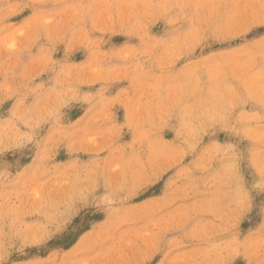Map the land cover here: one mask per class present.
<instances>
[{"label":"rangeland","instance_id":"rangeland-1","mask_svg":"<svg viewBox=\"0 0 264 264\" xmlns=\"http://www.w3.org/2000/svg\"><path fill=\"white\" fill-rule=\"evenodd\" d=\"M0 264H264V0H0Z\"/></svg>","mask_w":264,"mask_h":264}]
</instances>
